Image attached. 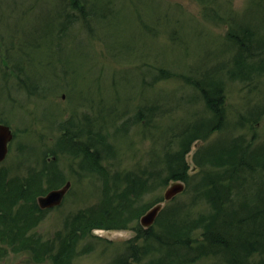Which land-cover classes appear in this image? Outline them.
<instances>
[{
  "label": "rangeland",
  "instance_id": "1",
  "mask_svg": "<svg viewBox=\"0 0 264 264\" xmlns=\"http://www.w3.org/2000/svg\"><path fill=\"white\" fill-rule=\"evenodd\" d=\"M92 1L0 0V120L13 131L6 157L0 161V180L26 183L29 176L41 174L38 181L41 191L35 200L51 189L61 188L67 181L71 183L60 205L47 210L37 226L27 233L32 232L40 241L51 242L56 233L65 232L64 223L70 222L77 212L100 220L96 211L102 205L101 211L107 209L106 213L102 212L104 224L81 235L74 245L71 264H119L118 260L124 257L129 246L139 248L140 259L129 258L126 264H155L160 253L154 250V241L146 242L137 232L138 225L148 227L140 222V218L150 208L160 203L159 210L166 208L178 225L183 220L189 227L197 218L208 220L214 213L201 186L203 180L211 177L210 169L218 172L221 168L208 164L211 168L206 165L202 170L195 165L194 156L225 140L238 139L252 147L264 145V73L254 74L253 82L248 84L241 79H225V71L234 64L236 54L226 37L227 30L231 25H237L235 22L240 18L253 23L255 30L262 32L264 0H96L95 3L106 8L105 19L98 13L96 17L85 18L84 23L78 17V10H72L70 5L83 3L84 10L90 12L94 10L90 6ZM168 8L170 20L163 17ZM227 13L231 15L228 17ZM70 14L74 23L60 31L59 24L69 22ZM139 17L143 18L140 22ZM157 18L160 25L170 22L171 26L179 28L181 35L184 33L182 45H167L170 41L166 27L162 26L155 38L153 33L142 31V23L151 25ZM107 20L110 24L105 28ZM22 45L25 55L20 50ZM60 58L65 62L58 61ZM23 61L27 72L29 70V78L25 70L13 66ZM163 61L174 62L172 69L178 70L180 75L155 80L151 74L157 73L155 67ZM51 62L56 64L55 77ZM197 66L208 71L217 69L218 77L226 80L227 124L212 131L206 140L191 144L185 155L189 187L198 183L202 185L187 192L183 180H168L170 167L167 163L176 162L174 156L180 150L183 138L180 131L185 124L210 114L201 99L192 101L187 98L190 87L182 80L187 72H201L197 71ZM47 81L50 89L45 95L33 94L34 91L28 89L31 83ZM79 98H84L85 103L76 109L73 106ZM148 101L153 108L142 111L143 119L137 121L140 105ZM62 128H70V133H82L83 136L90 133L92 137L99 131L114 144L115 154L106 157V162L105 159L100 162L106 174L89 167V163L82 160L85 156L79 152H63L64 147L57 144L62 140L69 146V139L63 136ZM81 144L84 143L80 141ZM49 150L57 152V157L47 153ZM169 156L171 158L167 159ZM51 162H55L56 175L44 172L46 167L43 164ZM149 171L152 175L145 178L143 189L139 191L141 194H129L125 200H120L122 206L115 201L105 208L108 205L102 195L105 179H120L127 173L136 172L146 176ZM235 175L232 181L224 184L225 187L229 184L232 192L230 202L226 200L223 209L241 212L242 202L255 205L257 193H264V171L248 173L238 169ZM173 182H181L184 189L165 200L164 193ZM114 184L110 182L112 187ZM117 213L121 215V226L111 220ZM157 216L150 224L155 232H159L160 227L155 222ZM203 228L192 227L191 237L195 244L205 242L200 237L206 231ZM214 228L215 225L211 229L214 231ZM236 231L233 228L231 233L236 234ZM147 243L149 249L145 252ZM17 245L18 242L6 245L0 241V264H55L46 258V254L43 262L35 261L29 250H19L15 247ZM230 245L236 247L233 242ZM258 254L242 255L241 260L257 262L264 257ZM172 264L179 262L174 259ZM188 264L231 262L226 252L216 251Z\"/></svg>",
  "mask_w": 264,
  "mask_h": 264
},
{
  "label": "trees",
  "instance_id": "2",
  "mask_svg": "<svg viewBox=\"0 0 264 264\" xmlns=\"http://www.w3.org/2000/svg\"><path fill=\"white\" fill-rule=\"evenodd\" d=\"M86 1L88 2V0ZM95 1L96 0L90 3L91 8L94 9L90 12L86 9L84 10L85 6L83 3L82 5H78L73 2V4L70 5V8L72 10H78V17L84 23L87 19H89L90 15V18H92L93 15H97L98 13L103 17L102 19L104 20L106 8H104V6L100 3H95ZM168 10L170 9L168 8L163 12V17L170 20L171 14ZM251 10H253V7H251ZM55 15H57V13ZM230 15L231 14H228V17ZM72 17L73 16L70 14L68 17L69 22L59 24L60 31H65V26L68 28L74 23L75 20L71 19ZM142 19L143 18L139 17V22L140 20L142 21ZM158 20L159 18H157V21L151 23V25L142 23L141 27L144 29H142V31H145L147 34H149V32L153 33L155 38L159 32V29L162 28V26L166 27L168 29L167 37L170 41V43L167 45L173 46L176 45L175 43L182 45L184 33L181 35L179 28L177 26H171L170 22H167L165 25H160ZM262 20L264 21V17ZM51 21H53L52 24L55 23V19L53 17ZM106 22L105 28L110 24L108 20ZM236 23L237 25H231L227 30L226 37H228L232 48L236 49V54L234 55V64L229 66L225 71V79L235 81H239L241 79L243 82H247L248 84L253 82L254 78L252 76L254 74L261 75L264 73V30L262 32H258L259 30H255L253 23H246V21L241 20L240 18H238L235 24ZM104 35H106L105 38H108L107 34ZM8 42H6L7 45L9 44ZM107 44L108 43H106V46H108ZM56 48L54 52L56 51ZM20 50L23 53L22 55L26 54L24 52V45L20 46ZM25 61H23V63L14 64L13 66L16 68H22L23 71L25 70V72L28 73L29 70L27 72ZM58 61L65 62L63 58H60ZM172 63L169 61H163V63L155 67L157 73H152L151 76H154L155 80H164L174 75H180V73H177L178 70L175 68L172 69ZM50 66L55 69L53 76H57L55 73L56 64L51 62ZM199 67L200 66H197V71L201 72H187L184 76H182V80H185L184 82L190 87L189 91H191V93L187 96V98H190L192 101L201 99L206 107L207 112L210 114L209 117L198 118V120L195 119L189 124H185V127L180 131L182 132L181 134H183V138L180 140V150L174 156L176 162L170 161L167 163V166L170 167L168 180H183L186 182L187 192L190 191V188L197 190L198 188L204 187L205 191L203 190V193L206 194V198H208L211 207L214 208V213L208 218V220L204 219L203 217L197 218V221H195L194 224L189 227L184 225L185 223L183 220L179 221L180 225H178L176 223L177 221L173 220L168 215V210L166 208H162L159 210L160 212L155 221L156 225L159 223V232H155L151 225H149L147 228L138 225L137 232L142 238L146 240V242L149 243L150 240L155 242H152L154 250L157 253H160L159 258L154 260V262H156L155 264H172L174 259H176L179 264H188L193 262L196 258L203 256L204 254L215 253L216 251L220 253L226 252L231 264H262V262L264 264V261L262 260L264 257L258 259L257 262L247 261L246 263L245 261L241 260L242 255H245V257L247 254L254 253H259L258 255H264L263 191L258 190V198L255 205H251L247 201L242 202L240 204V210H242L241 212H230L229 210L223 209L224 202H226V200L230 202L231 198L229 196L232 192L229 184V189L228 186L226 185L225 187L224 184H227V182L229 183L236 177L235 172L238 169H244V171L246 170L248 173H253L255 170L264 171V145L260 147L255 145L252 147L250 143L244 144V142H239L238 139L237 141L232 140L231 142L225 140L226 142L223 141L220 145L217 144L213 147H211V145L209 150L203 153L201 152L200 155L196 154L193 161L195 165L202 170H205V168L209 165H213L217 169L218 167L221 168L220 171L217 172V170L212 171V169H210L211 177L203 180V185L198 183L189 187V175L187 174L188 166L185 163V155L188 154L189 149L192 146L191 144L199 140H206L212 131L220 130L227 124L225 121V117H227L225 111L226 80L224 78L218 77L219 75L216 73L217 69L208 71L204 68L199 69ZM218 70L221 69L219 68ZM27 76L28 78L30 77L29 73ZM31 84V88L28 89L34 91L33 94L45 95L47 90L50 89L49 81L46 83L36 82ZM24 85L26 86V83H24ZM83 102L84 98H79L73 107L77 109L76 106ZM140 107L141 108H139L138 113H136L137 116L135 115L137 121H142V111H150L153 108L149 101L145 102L143 105H140ZM145 118L146 121H148L147 117ZM252 120H255V118H252ZM1 122L3 121L0 120V123ZM125 124H127V122H125ZM62 129L64 131L63 136H67V139H69V146L65 145L61 139V141H59L57 144L62 146L60 148L64 147L62 149L63 152L73 153V150L75 153L79 152L80 155L85 156V159L82 160L87 161L89 163V167H95L97 170H99L100 174H106V172L102 170L103 164L100 166V162L103 159H105L104 162H106V157L113 156V154H115L116 148L114 144L107 141L103 137V134L100 135L99 131L95 132L94 134L92 133L95 138L99 139V141L96 142L94 141L95 138L92 137L90 133H86L83 136L82 133H70V128ZM60 137H62V133ZM80 141L84 143L83 145L81 144V146ZM77 145H79V147ZM49 152L53 154L54 157H57L58 155V153L55 151L49 150L47 153ZM44 154H46V151ZM166 158L170 159L171 156ZM195 159L197 161H195ZM151 160L154 161L152 158ZM43 165L46 167V169L49 168V171L46 169L44 170L45 173L56 175L55 162H51L49 165H45L44 163ZM211 166L209 167L211 168ZM139 173L142 172H136L133 174L127 173L123 176V178L120 179L104 180L109 182L107 184L105 182L102 191L103 198H105L104 200H106L108 204L105 208H109V204H113L115 201L120 202V200H125L129 194L133 196L141 194L139 191L140 189H143L145 178L152 175V172H147L146 176H141ZM106 176L108 177V175ZM40 177L41 174H39V176L33 174L29 176L28 179H26L28 180L26 183H23L24 181H16L11 179L7 180V182L0 180V241L6 245H10L12 242H18V245L15 247L19 250H29L32 254V258L38 262H43L45 259L44 256L46 254V258L48 257L55 264H71L75 249L74 245L78 239L81 238V235L84 236L85 234L89 233V230L95 228V226L104 224L102 219L105 217H102V212L104 211L106 213L107 209L101 211L103 209L102 205V207L96 211V213H98L97 215L100 214V220H93L94 218H90L89 214L87 215L86 213L83 214L77 212L73 218H71L70 222L67 220V222L64 223V228L66 227L65 232L60 233L59 231L56 233V236H54L55 239H53L51 242L40 241L38 238H36L37 236L32 234V232L27 234L31 229L37 226L43 217L42 215H44L48 210L39 208L37 205V199L35 200L36 194L41 191L39 190V185L41 184L40 182L38 183ZM223 181L226 183H222L221 185L220 183ZM110 182H115L114 187L110 185ZM52 186L55 187L56 185ZM262 196L263 198H261ZM118 204L119 206H122L121 202ZM109 211H111V209H109ZM175 212L176 210H174L173 213ZM117 214L115 217L112 216L111 220H115V223L121 226V215L118 214V216ZM217 218H219V220ZM202 220L206 221L205 224L202 223ZM213 225H215L214 231L211 229ZM195 226L204 227L203 231L206 229V231L202 233V236H200L201 240L203 241L204 239L205 242L197 244L192 242L193 239L191 237V229ZM117 227L118 226H116V228ZM233 228L237 230L236 234L231 233ZM228 230L230 231L227 235ZM214 236L215 238H211ZM232 242L236 247L230 245ZM148 243L145 246V252L149 249ZM138 249V247L132 249V247L129 246L127 253L123 258L118 260V263L126 264V260L129 258L136 260L140 259V255L137 254Z\"/></svg>",
  "mask_w": 264,
  "mask_h": 264
},
{
  "label": "water",
  "instance_id": "3",
  "mask_svg": "<svg viewBox=\"0 0 264 264\" xmlns=\"http://www.w3.org/2000/svg\"><path fill=\"white\" fill-rule=\"evenodd\" d=\"M13 138V131H11L10 127L7 124L0 123V161L4 160L7 154L9 141ZM71 183L67 181L65 185H63L59 189H51L45 195H40L37 198V205L39 208L46 209L54 206H59L62 202L66 191L69 189ZM183 184L181 182H173L167 188V191L164 193V199L168 200L174 194L180 193L182 191ZM161 204H157L148 210V213L143 215L140 218V222L144 226H149L153 223L155 217L159 212V208Z\"/></svg>",
  "mask_w": 264,
  "mask_h": 264
},
{
  "label": "flooded vegetation",
  "instance_id": "4",
  "mask_svg": "<svg viewBox=\"0 0 264 264\" xmlns=\"http://www.w3.org/2000/svg\"><path fill=\"white\" fill-rule=\"evenodd\" d=\"M54 207H58V206H54ZM54 207H53V208H54ZM46 209H48V210H49V208H46Z\"/></svg>",
  "mask_w": 264,
  "mask_h": 264
}]
</instances>
